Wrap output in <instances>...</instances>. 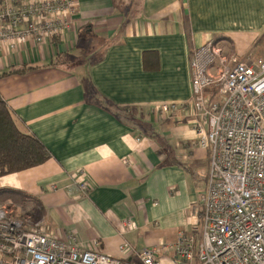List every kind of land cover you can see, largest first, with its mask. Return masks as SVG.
I'll use <instances>...</instances> for the list:
<instances>
[{
	"label": "crops",
	"instance_id": "crops-1",
	"mask_svg": "<svg viewBox=\"0 0 264 264\" xmlns=\"http://www.w3.org/2000/svg\"><path fill=\"white\" fill-rule=\"evenodd\" d=\"M77 1L60 38L0 45V97L51 154L0 178V208L84 250L141 264L120 251L128 242L139 253L164 248L160 264H173L180 234L201 235L210 157L193 105L158 111L193 101L197 48L229 51L264 35V0Z\"/></svg>",
	"mask_w": 264,
	"mask_h": 264
},
{
	"label": "built area",
	"instance_id": "built-area-1",
	"mask_svg": "<svg viewBox=\"0 0 264 264\" xmlns=\"http://www.w3.org/2000/svg\"><path fill=\"white\" fill-rule=\"evenodd\" d=\"M77 9V0H0V45L60 38ZM234 57L213 41L197 48L190 57L193 101L158 111L173 115L193 105L198 145L210 153L201 235L180 234L173 264H264V60L245 65ZM119 249L141 264H160L164 250L139 253L128 242ZM0 253L2 264H128L80 248L74 236L65 242L28 230L6 208H0Z\"/></svg>",
	"mask_w": 264,
	"mask_h": 264
},
{
	"label": "trees",
	"instance_id": "trees-1",
	"mask_svg": "<svg viewBox=\"0 0 264 264\" xmlns=\"http://www.w3.org/2000/svg\"><path fill=\"white\" fill-rule=\"evenodd\" d=\"M12 114L0 97V178L40 166L51 158L48 149L35 136L17 127Z\"/></svg>",
	"mask_w": 264,
	"mask_h": 264
},
{
	"label": "rangeland",
	"instance_id": "rangeland-1",
	"mask_svg": "<svg viewBox=\"0 0 264 264\" xmlns=\"http://www.w3.org/2000/svg\"><path fill=\"white\" fill-rule=\"evenodd\" d=\"M246 44H239L235 43L236 46L229 49L230 56H235L238 61L243 62L248 65H254L259 60H264V35H262L258 39H249ZM224 48H227V46H224ZM228 50V49H226ZM234 57V58H235ZM209 152V151H208ZM210 157V153H209ZM31 210L26 208L25 211ZM24 212V209H22V213Z\"/></svg>",
	"mask_w": 264,
	"mask_h": 264
}]
</instances>
